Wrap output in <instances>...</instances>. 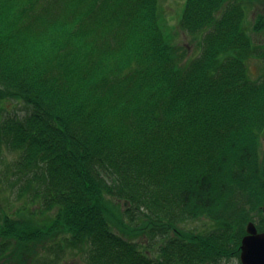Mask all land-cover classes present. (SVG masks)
Listing matches in <instances>:
<instances>
[{"label": "trees", "instance_id": "obj_1", "mask_svg": "<svg viewBox=\"0 0 264 264\" xmlns=\"http://www.w3.org/2000/svg\"><path fill=\"white\" fill-rule=\"evenodd\" d=\"M184 7L180 28L204 33L190 62L158 0H0V102L32 108L0 117V155L21 153L7 179L27 201L0 212V257L60 234L88 246L90 264H201L219 244L181 225L219 221L225 257L248 223L264 229V76L248 66L264 65V48L239 1ZM47 212L41 227L15 219ZM140 234L175 238L157 260L139 252Z\"/></svg>", "mask_w": 264, "mask_h": 264}, {"label": "rangeland", "instance_id": "obj_2", "mask_svg": "<svg viewBox=\"0 0 264 264\" xmlns=\"http://www.w3.org/2000/svg\"><path fill=\"white\" fill-rule=\"evenodd\" d=\"M237 1L242 3L245 10V28L247 34L250 36L252 41L255 42L256 46H263L264 48V31L257 32L255 29L257 19L260 16H264V0ZM184 4L185 0H158V9L159 14H161V19L163 20L164 29L168 34L172 35L173 39H175L176 46L181 50L180 53L183 54V61L190 62L201 53V44L204 33L201 31V33L188 35L182 28H180L179 25L181 16L185 8ZM248 66L249 76H251L253 80H259L264 76V65L259 59H250L248 61ZM0 107L2 109L0 117L12 114L22 118L29 114L32 110L31 107H28L23 102H18L14 98L1 101ZM261 137L262 154H264V133ZM20 154L21 153L18 151L12 152L6 148L3 149V152L0 155V212H10L16 208H23L27 202L26 200L24 201L23 199L16 198L17 196L13 194V190L11 188L12 185H10L9 182L10 180L7 179L9 177L11 179L13 176L14 170H12L11 167H14V163L17 162ZM11 180L13 181V179ZM109 202L110 206L114 208L115 213L121 212L120 210L125 211L126 209L122 202L117 203L116 200L112 198L109 199ZM241 206L243 209L248 211L254 219H261L258 217V210L250 211V205L246 203H242ZM44 216V219L47 220H41L38 217L35 219L28 216H23L25 217L23 218L19 215L15 216V219L21 218L20 220L26 224L31 225L32 223H36V227H41V225L44 226L49 224V220H51L53 212H47ZM113 222L117 225L115 221ZM139 225L141 224L139 223ZM117 227L119 228V226ZM180 228L184 231H193L197 233L195 237L205 236L207 239L213 237L219 244V258L216 257L213 262L205 260L201 264H241V261L239 260L240 251L239 253L236 252L231 254L230 257H225V253L223 251L225 248L222 244L224 242L223 234L226 233V230H221L219 221H210L207 218L201 217V219L190 220L188 223L181 225ZM115 231L119 234L118 229H115ZM174 238L175 237L172 236V234L168 237L162 235L152 237L140 234V236L135 239V242L140 246L138 247L140 253L142 252L148 258L152 257L158 260L163 258L161 249L164 245H166L165 243H169L171 239ZM1 243L3 242L0 235V244ZM72 246L73 245L64 241L63 235H48L33 245L30 244L28 251L25 250L26 248L21 249L17 246L8 249L7 254L0 257V264H90V248L84 245L73 248ZM233 248L236 249L235 245L231 246L230 251H232V253L234 252Z\"/></svg>", "mask_w": 264, "mask_h": 264}, {"label": "water", "instance_id": "obj_3", "mask_svg": "<svg viewBox=\"0 0 264 264\" xmlns=\"http://www.w3.org/2000/svg\"><path fill=\"white\" fill-rule=\"evenodd\" d=\"M240 260L242 264H264V232L259 233L254 222L246 226V235L242 238Z\"/></svg>", "mask_w": 264, "mask_h": 264}, {"label": "flooded vegetation", "instance_id": "obj_4", "mask_svg": "<svg viewBox=\"0 0 264 264\" xmlns=\"http://www.w3.org/2000/svg\"><path fill=\"white\" fill-rule=\"evenodd\" d=\"M258 231H259V233H263L264 232V229H258ZM245 236V235H244ZM243 241V240H242ZM242 244V243H241ZM240 247H241V245H240ZM240 247H239V250H240ZM241 253H242V251L240 250V255H239V260H240V256H241ZM241 261V260H240ZM241 264H242V262H241Z\"/></svg>", "mask_w": 264, "mask_h": 264}]
</instances>
